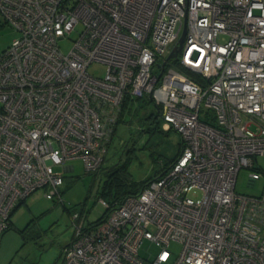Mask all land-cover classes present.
<instances>
[{
  "label": "built area",
  "instance_id": "obj_1",
  "mask_svg": "<svg viewBox=\"0 0 264 264\" xmlns=\"http://www.w3.org/2000/svg\"><path fill=\"white\" fill-rule=\"evenodd\" d=\"M0 12L19 32L0 52V236L33 192L62 200L57 168L99 170L123 102L148 97L178 155L138 193L100 197V222L74 212L60 264H264V0H0ZM242 168L259 190L235 191Z\"/></svg>",
  "mask_w": 264,
  "mask_h": 264
},
{
  "label": "rangeland",
  "instance_id": "obj_2",
  "mask_svg": "<svg viewBox=\"0 0 264 264\" xmlns=\"http://www.w3.org/2000/svg\"><path fill=\"white\" fill-rule=\"evenodd\" d=\"M78 25L76 30L79 31ZM17 29L4 21L0 12V52L17 38ZM77 32L61 38L58 45L63 53H68ZM88 73L103 77L106 65L92 62ZM142 115V114H141ZM140 124L138 126H133ZM155 127V126H153ZM180 148V135L174 129H164L161 121L156 128H148L137 116L123 114V120L116 126L115 136L107 150L102 167L96 172L87 171L81 159L67 162L73 170L63 171L64 183L61 199H48L39 189L21 202L10 217L11 225L0 237V264H60L62 247L73 236L71 214L82 208L88 210L86 221L93 222L103 216L104 207L99 202L97 189L104 179V171L114 164L125 167L129 179L139 181L160 169L169 159L175 157ZM257 164L264 168V156H258ZM249 170L242 168L236 178L235 191L254 193L259 190L260 180L255 187L248 185ZM198 197L197 192L191 194ZM181 249L177 242H171L170 250L175 257ZM157 248L144 240L140 248L143 256L154 255Z\"/></svg>",
  "mask_w": 264,
  "mask_h": 264
},
{
  "label": "trees",
  "instance_id": "obj_3",
  "mask_svg": "<svg viewBox=\"0 0 264 264\" xmlns=\"http://www.w3.org/2000/svg\"><path fill=\"white\" fill-rule=\"evenodd\" d=\"M173 63H175V62H173ZM124 113L130 114L131 118H134L135 116H137L138 121L139 120L145 121L146 124L148 125V128H152V129H155L156 124L161 121L160 120V108H159V106L154 104V102L148 97H143V98L134 99V100L133 99L132 100L126 99L123 102L122 109L120 112V117L118 119L117 124L123 120V114ZM117 124H116V126H117ZM116 126H115L114 133H113L114 136H115ZM133 126H138L140 128V126H142V125L135 124ZM153 126H155V127H153ZM177 155H178V153L175 155V157ZM175 157L169 159L160 169L155 171L153 175L151 174V175L147 176L146 178L139 180V181L130 180L129 176H128L129 173L126 171L125 167H123V165L118 166V165L114 164L112 167L107 168L104 171L103 182L101 183V185L97 189L98 198L101 197L105 201H107L109 203H113V202H118L119 200L124 198L126 195L138 193L142 187L146 186L152 179L158 177L161 174V172H163L167 167H169V165L174 161ZM101 167H102V165H101ZM97 171H94L93 173H96ZM26 198L21 199L17 203L15 208L21 202H23ZM60 201H62V200H60ZM15 208H14V210H15ZM14 210L12 211L11 215L13 214ZM87 212H88V210H87ZM105 213H106V211L103 212V216L101 218H98L97 220H95L91 223L100 222L101 219H103ZM10 225H11V220L9 218L8 227L4 231H6L10 227ZM3 232H2V234H3Z\"/></svg>",
  "mask_w": 264,
  "mask_h": 264
},
{
  "label": "water",
  "instance_id": "obj_4",
  "mask_svg": "<svg viewBox=\"0 0 264 264\" xmlns=\"http://www.w3.org/2000/svg\"><path fill=\"white\" fill-rule=\"evenodd\" d=\"M184 33H185V28L183 29V31H182L179 39H178L177 45L169 52V54L167 55L166 59H169L170 57H174L176 55V53L179 51V49L181 48V44L183 42ZM67 167H69V169L71 170V166L70 165L67 166Z\"/></svg>",
  "mask_w": 264,
  "mask_h": 264
}]
</instances>
